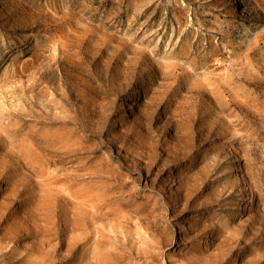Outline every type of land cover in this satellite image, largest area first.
I'll return each mask as SVG.
<instances>
[{
    "label": "rangeland",
    "instance_id": "obj_1",
    "mask_svg": "<svg viewBox=\"0 0 264 264\" xmlns=\"http://www.w3.org/2000/svg\"><path fill=\"white\" fill-rule=\"evenodd\" d=\"M0 264H264V0H0Z\"/></svg>",
    "mask_w": 264,
    "mask_h": 264
}]
</instances>
